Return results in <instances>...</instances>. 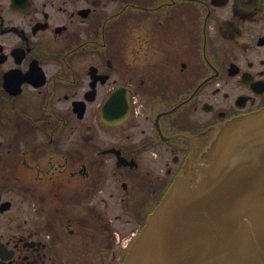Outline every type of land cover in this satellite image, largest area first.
<instances>
[{
    "label": "flooded vegetation",
    "instance_id": "af4514ba",
    "mask_svg": "<svg viewBox=\"0 0 264 264\" xmlns=\"http://www.w3.org/2000/svg\"><path fill=\"white\" fill-rule=\"evenodd\" d=\"M263 109L264 0H0V264H122Z\"/></svg>",
    "mask_w": 264,
    "mask_h": 264
},
{
    "label": "water",
    "instance_id": "95a60500",
    "mask_svg": "<svg viewBox=\"0 0 264 264\" xmlns=\"http://www.w3.org/2000/svg\"><path fill=\"white\" fill-rule=\"evenodd\" d=\"M201 180H177L123 264H264V109L225 124Z\"/></svg>",
    "mask_w": 264,
    "mask_h": 264
}]
</instances>
